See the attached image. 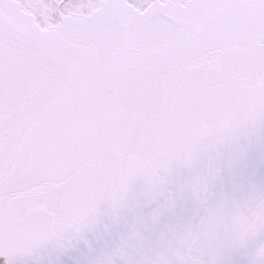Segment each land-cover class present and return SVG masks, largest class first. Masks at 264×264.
I'll list each match as a JSON object with an SVG mask.
<instances>
[{
  "label": "snow or ice",
  "instance_id": "6c2138e0",
  "mask_svg": "<svg viewBox=\"0 0 264 264\" xmlns=\"http://www.w3.org/2000/svg\"><path fill=\"white\" fill-rule=\"evenodd\" d=\"M0 264H264V0H0Z\"/></svg>",
  "mask_w": 264,
  "mask_h": 264
}]
</instances>
